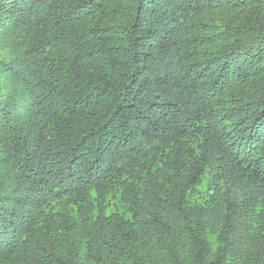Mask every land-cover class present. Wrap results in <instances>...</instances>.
<instances>
[{
    "label": "trees",
    "instance_id": "obj_1",
    "mask_svg": "<svg viewBox=\"0 0 264 264\" xmlns=\"http://www.w3.org/2000/svg\"><path fill=\"white\" fill-rule=\"evenodd\" d=\"M0 264H264V0H0Z\"/></svg>",
    "mask_w": 264,
    "mask_h": 264
}]
</instances>
